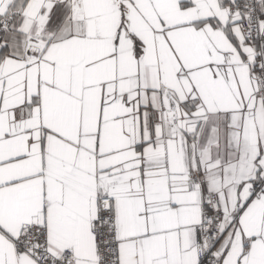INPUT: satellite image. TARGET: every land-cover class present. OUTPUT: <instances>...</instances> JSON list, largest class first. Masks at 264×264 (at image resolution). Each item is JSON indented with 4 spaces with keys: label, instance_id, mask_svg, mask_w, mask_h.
Returning <instances> with one entry per match:
<instances>
[{
    "label": "snow or ice",
    "instance_id": "1",
    "mask_svg": "<svg viewBox=\"0 0 264 264\" xmlns=\"http://www.w3.org/2000/svg\"><path fill=\"white\" fill-rule=\"evenodd\" d=\"M0 264H264V0H0Z\"/></svg>",
    "mask_w": 264,
    "mask_h": 264
}]
</instances>
